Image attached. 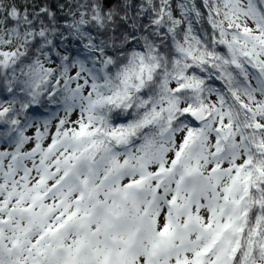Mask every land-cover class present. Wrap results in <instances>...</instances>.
<instances>
[{
	"label": "snow or ice",
	"instance_id": "1",
	"mask_svg": "<svg viewBox=\"0 0 264 264\" xmlns=\"http://www.w3.org/2000/svg\"><path fill=\"white\" fill-rule=\"evenodd\" d=\"M0 264H264V0H0Z\"/></svg>",
	"mask_w": 264,
	"mask_h": 264
}]
</instances>
